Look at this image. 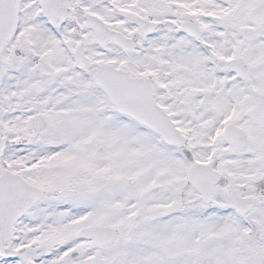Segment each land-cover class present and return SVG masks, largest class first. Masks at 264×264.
<instances>
[{"label":"snow or ice","instance_id":"6c2138e0","mask_svg":"<svg viewBox=\"0 0 264 264\" xmlns=\"http://www.w3.org/2000/svg\"><path fill=\"white\" fill-rule=\"evenodd\" d=\"M0 264H264V0H0Z\"/></svg>","mask_w":264,"mask_h":264}]
</instances>
